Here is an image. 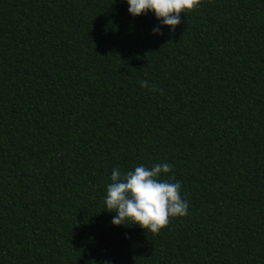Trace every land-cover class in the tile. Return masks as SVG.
I'll return each instance as SVG.
<instances>
[{"label": "trees", "instance_id": "obj_1", "mask_svg": "<svg viewBox=\"0 0 264 264\" xmlns=\"http://www.w3.org/2000/svg\"><path fill=\"white\" fill-rule=\"evenodd\" d=\"M157 26L124 0H0V264H264V0ZM155 163L188 214L114 226L112 169Z\"/></svg>", "mask_w": 264, "mask_h": 264}, {"label": "clouds", "instance_id": "obj_2", "mask_svg": "<svg viewBox=\"0 0 264 264\" xmlns=\"http://www.w3.org/2000/svg\"><path fill=\"white\" fill-rule=\"evenodd\" d=\"M132 17L154 13L159 26L154 35H163L162 28L170 31L181 23V13L186 14L199 6L200 0H124ZM141 81V87H147ZM172 166L155 163L151 166L139 164L129 171L113 168L111 182L106 185L104 204L106 211L115 213L114 226L131 224L145 231L158 233L168 225L170 218L188 214V202L181 195L182 185L169 176ZM107 264V262H105Z\"/></svg>", "mask_w": 264, "mask_h": 264}]
</instances>
